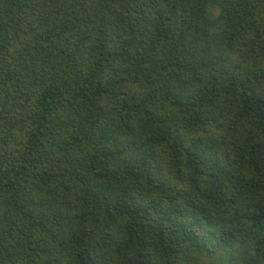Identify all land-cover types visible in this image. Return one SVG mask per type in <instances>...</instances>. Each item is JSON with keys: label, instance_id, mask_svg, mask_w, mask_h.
Returning a JSON list of instances; mask_svg holds the SVG:
<instances>
[{"label": "trees", "instance_id": "trees-1", "mask_svg": "<svg viewBox=\"0 0 264 264\" xmlns=\"http://www.w3.org/2000/svg\"><path fill=\"white\" fill-rule=\"evenodd\" d=\"M0 264H264V0H0Z\"/></svg>", "mask_w": 264, "mask_h": 264}]
</instances>
